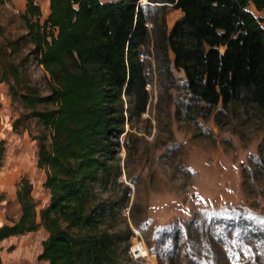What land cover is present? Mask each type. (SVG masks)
<instances>
[{
    "label": "trees",
    "instance_id": "trees-1",
    "mask_svg": "<svg viewBox=\"0 0 264 264\" xmlns=\"http://www.w3.org/2000/svg\"><path fill=\"white\" fill-rule=\"evenodd\" d=\"M175 9L181 16L166 30L165 15ZM261 11L264 0H48L40 19L38 4L25 0L20 39L46 74L47 93L21 79L12 62L0 81L41 127L33 137L35 164L44 174L48 201L37 208L31 183L21 177L14 191L20 213L0 225V242L41 228L46 234L38 261L115 264L119 203L108 187L116 179L114 155L124 122L145 109L148 64L142 56L148 55L143 47L149 35L155 71L167 81L171 70L182 71L189 104L204 118L233 131L238 124V133L248 126L260 130L256 153L242 164L240 176L243 185L260 184L264 197ZM4 46L13 55L18 39ZM3 157L0 141V167ZM165 237L157 240L158 256L185 264H235L241 249L264 248V214L241 207L197 211Z\"/></svg>",
    "mask_w": 264,
    "mask_h": 264
},
{
    "label": "rangeland",
    "instance_id": "rangeland-1",
    "mask_svg": "<svg viewBox=\"0 0 264 264\" xmlns=\"http://www.w3.org/2000/svg\"><path fill=\"white\" fill-rule=\"evenodd\" d=\"M34 1L39 6V1ZM24 5L25 0H0V79L8 62H12L18 67L20 78H27L29 85L44 95L46 74L28 52L30 46L25 39H20L25 34L20 17ZM46 14L41 11L40 19ZM180 16L179 10H169L165 15L166 30ZM14 39H18V52L9 55L4 43ZM143 49L148 51L146 57L142 56L148 64L145 109L124 122L118 137L120 146L114 155L116 179L108 187L119 203L114 230L120 247L115 264H175L177 261L169 260L164 253L155 254L161 244L157 240L168 236L172 226L181 224L195 212L241 207L252 214H264L260 184L243 185L240 176L242 164L247 163L249 154L256 153L261 135L254 126L238 133V124L233 131L218 128L211 117L204 118L199 109L189 104L182 71L171 70L169 81L155 71L150 35ZM26 54L30 55L19 63ZM9 82L13 83L10 76ZM21 84L19 81L15 87L18 93ZM21 115L24 118L15 122ZM40 131L41 127L28 116L19 100L11 101L7 84L0 81V141L4 146L0 167V193L3 194L0 225L19 216L14 191L21 177L31 183L37 208L48 201L47 190L42 187L44 174L35 164L33 137ZM45 234L39 228L2 240L0 264H46L36 259ZM138 243L146 255L134 258L129 246ZM241 250L245 252H239L235 264H264V248ZM177 264H185L184 259Z\"/></svg>",
    "mask_w": 264,
    "mask_h": 264
},
{
    "label": "built area",
    "instance_id": "built-area-1",
    "mask_svg": "<svg viewBox=\"0 0 264 264\" xmlns=\"http://www.w3.org/2000/svg\"><path fill=\"white\" fill-rule=\"evenodd\" d=\"M137 245H139V247H140V244L138 243V244H131L130 246H129V253L132 255V257H134V258H137V257H140V256H145L146 254L144 253V252H141L142 250H143V246H141L140 248L137 246Z\"/></svg>",
    "mask_w": 264,
    "mask_h": 264
},
{
    "label": "crops",
    "instance_id": "crops-1",
    "mask_svg": "<svg viewBox=\"0 0 264 264\" xmlns=\"http://www.w3.org/2000/svg\"><path fill=\"white\" fill-rule=\"evenodd\" d=\"M38 1H39L40 10L43 9L41 11H43L44 13H47L48 12V0H38ZM257 13H262L261 15L264 16V14H263L264 11L257 12ZM254 14H255V12H254Z\"/></svg>",
    "mask_w": 264,
    "mask_h": 264
},
{
    "label": "bare ground",
    "instance_id": "bare-ground-1",
    "mask_svg": "<svg viewBox=\"0 0 264 264\" xmlns=\"http://www.w3.org/2000/svg\"><path fill=\"white\" fill-rule=\"evenodd\" d=\"M137 246L139 247V245H137ZM139 248H140V247H139ZM143 251H144V250H143ZM143 251H142V252H143ZM144 252H145V251H144Z\"/></svg>",
    "mask_w": 264,
    "mask_h": 264
},
{
    "label": "water",
    "instance_id": "water-1",
    "mask_svg": "<svg viewBox=\"0 0 264 264\" xmlns=\"http://www.w3.org/2000/svg\"><path fill=\"white\" fill-rule=\"evenodd\" d=\"M219 51H222V49L220 48Z\"/></svg>",
    "mask_w": 264,
    "mask_h": 264
}]
</instances>
